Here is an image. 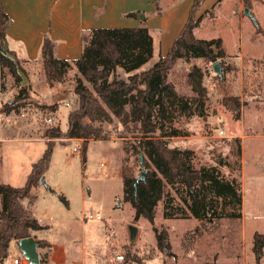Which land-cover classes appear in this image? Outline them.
Here are the masks:
<instances>
[{"label":"rangeland","instance_id":"374dc122","mask_svg":"<svg viewBox=\"0 0 264 264\" xmlns=\"http://www.w3.org/2000/svg\"><path fill=\"white\" fill-rule=\"evenodd\" d=\"M21 1L30 8L37 0ZM199 2L200 10L195 18L201 17V22L195 34L200 39H222L227 55L218 60L223 68L222 76L213 71L212 63L203 59H192L190 63L180 60L168 77L181 94L191 98L190 105L188 111L178 105H169L164 129L179 132L180 136L169 142L172 146L191 150L196 168L214 167L224 178H235L240 184L243 202L235 207L222 208L220 205V216L211 220L166 218L161 202L153 223L143 217L135 222V211L124 200L123 178L139 177L142 168L139 154L132 148L136 138L119 120L95 123L104 138L88 141L86 161L83 160L82 139H53L56 156L52 168L48 169L49 181L65 190L74 188L72 200L81 211L80 177L83 176L86 203L80 217L91 225L99 223L97 228L102 235L96 250L107 255L103 257L104 263H256L254 235L256 232L264 234V0ZM171 3H160L167 6L165 11H169V15L174 9ZM245 8L250 9L257 24ZM134 21L124 18L123 22L132 25L121 27H133ZM163 28L169 29V23L163 24ZM169 39L170 35L165 32L162 44L166 45ZM4 45L0 39V180L21 187L51 141L45 137V132L55 126L62 131L68 128V115L78 107L75 93L78 71L71 61L62 81L51 86L43 51L41 58L30 64L19 61L29 78L25 86H30L32 100L19 112L8 114L6 104L15 99L22 85L1 55ZM156 60L150 59L145 67ZM192 65L201 67L205 73L203 83L208 96L204 117L197 114L199 104L187 81ZM63 102L70 106H63ZM238 102L241 104L239 112L236 110ZM53 105L56 109L50 111L48 107ZM49 116L54 118L50 124L44 121ZM218 127L224 130V136L218 135ZM73 147L78 151L74 152ZM144 160H147L145 154ZM45 182L48 185L46 179ZM97 212L101 213V220L88 219L91 213ZM131 226L139 229L134 240L130 235ZM159 234L164 235L165 248L158 243ZM117 255H123L124 259L116 260Z\"/></svg>","mask_w":264,"mask_h":264},{"label":"trees","instance_id":"16d2710c","mask_svg":"<svg viewBox=\"0 0 264 264\" xmlns=\"http://www.w3.org/2000/svg\"><path fill=\"white\" fill-rule=\"evenodd\" d=\"M199 1L194 0L187 22L168 52L160 54L149 67L145 65L153 58L154 41L147 26L100 27L83 33L82 54L72 62L78 71L75 88L78 107L68 115V128L62 131L55 126L45 132V137L51 141L41 158L33 164L23 186L0 184V264L9 257L12 241L31 237L32 231L45 228L25 201L36 199L33 190L50 167L55 146L53 139H82L83 160L86 161L88 141L104 138L101 129L95 126L96 122L111 123L117 118L136 138L132 144L134 152L147 157L145 167L150 169L144 180L135 186L137 178H123L124 200L134 209L135 222L143 217L153 223L161 202L166 218L194 217L199 220L220 216V205L225 208L242 204L240 184L235 178H224L214 167L196 168L191 150L172 146L169 142L180 136L179 132L164 129L169 105H178L188 111L191 100L176 89L169 80V72L180 60L190 63L192 59L200 58L213 64L227 56L221 38L207 40L195 35L194 30L201 22V17L195 18V13L200 10ZM128 16L141 19L140 12ZM9 23L10 17L0 0V39L3 45L7 43L5 31ZM42 51L47 80L53 86L62 81L71 62L55 56L54 43L48 36L44 39ZM8 52L15 55L13 51ZM1 55L21 81L14 62ZM204 76L203 69L196 65L191 66L187 75L188 85L199 104L197 114L200 117L206 116L204 106L208 96ZM29 88L22 86L15 99L6 104L8 114L19 112L32 100ZM48 108L54 111L56 106ZM240 108L238 102L237 112ZM62 200L67 204L66 199ZM158 243L165 248L163 234L158 235ZM39 246L48 247V244L39 241ZM253 252L255 264H262L264 234L255 233ZM41 261L48 264L43 258Z\"/></svg>","mask_w":264,"mask_h":264},{"label":"crops","instance_id":"0c3cea01","mask_svg":"<svg viewBox=\"0 0 264 264\" xmlns=\"http://www.w3.org/2000/svg\"><path fill=\"white\" fill-rule=\"evenodd\" d=\"M163 1L173 3L174 9L170 15L169 11H165L167 6L160 4ZM2 2L10 17L5 31L7 45L18 61L30 64L41 58L46 36L54 43L55 56L71 62L82 54L84 32L100 27L132 25L123 22L124 18H133L128 16L132 12L141 13V19L133 18V27L143 24L150 29L154 41L153 59H158L160 54L165 55L168 52L181 33L194 0H37L30 8L21 0ZM167 23L170 28H163V24ZM165 32L170 35V39L163 45L161 39ZM54 156L56 150L53 151L49 170L52 168ZM49 170L44 175L48 185L39 182L33 190L36 199L32 202L25 201V205L45 227L31 232L36 241L48 244V247H39L41 258L48 264H107L103 261V257L107 258V255L96 250L99 247L97 241L102 235L98 229L99 223L95 222L97 228V225H91L80 217L86 203L83 176L80 177V193L83 198L80 211L77 202L72 200L71 193L75 191L74 188L65 190L50 182ZM61 172L64 174L63 170ZM2 183L0 180V184ZM62 198L66 199L67 204ZM18 255L23 256L14 240L10 244L9 257L5 262Z\"/></svg>","mask_w":264,"mask_h":264},{"label":"water","instance_id":"95a60500","mask_svg":"<svg viewBox=\"0 0 264 264\" xmlns=\"http://www.w3.org/2000/svg\"><path fill=\"white\" fill-rule=\"evenodd\" d=\"M245 12L247 13V15H249L251 17V19L253 20V22L255 24H257V21L254 17V15L251 13L250 9L245 8ZM9 51V47L7 44L4 45L3 50H2V54L6 55L9 59H11L16 67L17 73L19 74V76L21 77V85L25 86L29 83V78L26 75V73L21 69L19 61L17 60L16 55H13L11 53L8 52ZM213 67V71L218 75V76H222V72H223V68L220 65L219 61H215L212 64ZM139 162H140V166L142 168L141 174L139 177H137L135 186L138 185V183L141 180H144L146 178L147 175V170L144 168L145 167V160H144V154L140 153L139 154ZM41 183L45 184V176H43L41 178ZM139 229L136 226H131L130 227V235H131V239L134 240L138 234ZM18 245H19V249L21 251V253L23 254V256L25 258H27L30 262V264H43L41 261V256L38 252L39 249V242L35 240L34 237H28V238H23L17 241Z\"/></svg>","mask_w":264,"mask_h":264},{"label":"built area","instance_id":"2783aa9c","mask_svg":"<svg viewBox=\"0 0 264 264\" xmlns=\"http://www.w3.org/2000/svg\"><path fill=\"white\" fill-rule=\"evenodd\" d=\"M63 106H70L68 103H65L63 102ZM53 117L52 116H49V117H46L44 119V121L48 124L52 123L53 121ZM217 133L219 136H224V130L221 129L220 127L217 128ZM73 151L74 152H77L78 151V148L77 147H73ZM103 167V164L101 165V168ZM88 219H96V220H101L102 219V215L101 213L97 212V213H91L89 215V218ZM116 259L121 261L124 259V256L123 255H117L116 256ZM5 264H30L29 260L27 258H25L24 256L22 255H18V256H13L11 257L10 259H8V261L5 262Z\"/></svg>","mask_w":264,"mask_h":264}]
</instances>
